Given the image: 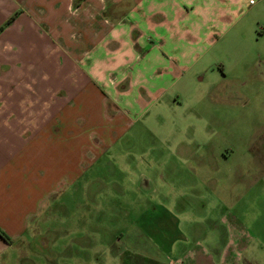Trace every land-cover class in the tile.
Segmentation results:
<instances>
[{"label":"crops","instance_id":"0c3cea01","mask_svg":"<svg viewBox=\"0 0 264 264\" xmlns=\"http://www.w3.org/2000/svg\"><path fill=\"white\" fill-rule=\"evenodd\" d=\"M261 12L264 0H0V27L18 13L0 30V230L10 238H0V263L37 237L46 244L51 206L74 184L92 189L99 158L127 127L181 106L198 75L224 74L217 46L263 38L250 19ZM87 195L76 204L94 206ZM222 213L219 240L189 245L187 231L168 246L173 258L158 244L141 263L264 264L259 219L236 206ZM130 249L112 251L115 264Z\"/></svg>","mask_w":264,"mask_h":264},{"label":"rangeland","instance_id":"374dc122","mask_svg":"<svg viewBox=\"0 0 264 264\" xmlns=\"http://www.w3.org/2000/svg\"><path fill=\"white\" fill-rule=\"evenodd\" d=\"M250 19L264 26L263 12ZM215 49L225 57L224 74L218 66L198 75L181 106L127 127L129 137L99 158L92 189L74 184L65 205L51 206L46 244L37 245V237L28 251L12 249L0 264H115L112 251L127 246L117 263L143 264L144 249L158 244L173 258L168 246L187 231L195 235L189 245L202 246L209 235L219 240L220 215L234 206L259 219L264 241V37ZM235 55L248 57L236 63ZM81 192L88 199L92 192L94 206L76 204ZM151 254L165 262V255Z\"/></svg>","mask_w":264,"mask_h":264},{"label":"trees","instance_id":"16d2710c","mask_svg":"<svg viewBox=\"0 0 264 264\" xmlns=\"http://www.w3.org/2000/svg\"><path fill=\"white\" fill-rule=\"evenodd\" d=\"M18 13H15L14 15H12L7 21H6V23L2 26V27H0V30L4 27V26H6L7 24H9L15 17H16V15H17ZM0 238H2L4 241H6V242H10V238L4 233V232H2L1 230H0Z\"/></svg>","mask_w":264,"mask_h":264}]
</instances>
